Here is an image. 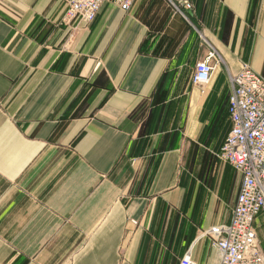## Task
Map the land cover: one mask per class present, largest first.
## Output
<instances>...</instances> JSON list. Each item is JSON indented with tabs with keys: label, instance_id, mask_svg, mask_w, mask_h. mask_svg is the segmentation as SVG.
Returning <instances> with one entry per match:
<instances>
[{
	"label": "crops",
	"instance_id": "0c3cea01",
	"mask_svg": "<svg viewBox=\"0 0 264 264\" xmlns=\"http://www.w3.org/2000/svg\"><path fill=\"white\" fill-rule=\"evenodd\" d=\"M66 1L0 0V264H219L198 233L240 189L214 154L228 75L264 78V0H109L70 27ZM202 39L223 63L200 87Z\"/></svg>",
	"mask_w": 264,
	"mask_h": 264
},
{
	"label": "built area",
	"instance_id": "2783aa9c",
	"mask_svg": "<svg viewBox=\"0 0 264 264\" xmlns=\"http://www.w3.org/2000/svg\"><path fill=\"white\" fill-rule=\"evenodd\" d=\"M109 0H67L61 24L85 26L96 19L102 5ZM124 12L133 0H113ZM175 14L187 20L182 11H192L190 0H164ZM76 29V26L73 27ZM205 55L197 60L191 81L194 85L209 83L215 67L222 64L220 55L204 39ZM231 85L228 119L230 130L215 158L235 170L241 184L229 224L199 231L198 239L208 238L219 257V264H264L253 222L264 215V78L243 64L236 75H228ZM180 264H194L190 254Z\"/></svg>",
	"mask_w": 264,
	"mask_h": 264
}]
</instances>
